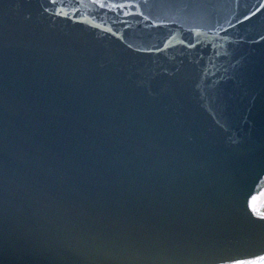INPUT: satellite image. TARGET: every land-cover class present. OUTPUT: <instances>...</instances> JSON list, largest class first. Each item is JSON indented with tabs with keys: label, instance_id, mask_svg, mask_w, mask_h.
Listing matches in <instances>:
<instances>
[{
	"label": "water",
	"instance_id": "1",
	"mask_svg": "<svg viewBox=\"0 0 264 264\" xmlns=\"http://www.w3.org/2000/svg\"><path fill=\"white\" fill-rule=\"evenodd\" d=\"M0 264H264V0H0Z\"/></svg>",
	"mask_w": 264,
	"mask_h": 264
}]
</instances>
